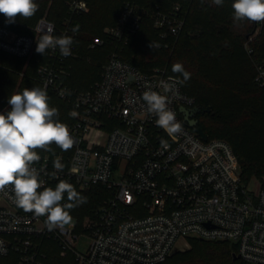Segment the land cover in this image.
<instances>
[{
	"label": "built area",
	"instance_id": "obj_1",
	"mask_svg": "<svg viewBox=\"0 0 264 264\" xmlns=\"http://www.w3.org/2000/svg\"><path fill=\"white\" fill-rule=\"evenodd\" d=\"M86 11L87 0H71L61 28L41 18L32 36L0 26V54L29 59L43 34L72 37L71 55L47 50L28 78L77 114L64 117L74 145L37 149L41 159L33 166L41 191L64 180L78 190L99 186L107 197L81 223L72 217L69 225L50 230L45 217L18 208L11 191L0 193V264H56L55 257L59 264H160L189 239L227 243L244 263L264 264V188L242 183L226 141H203L187 127L180 109H194V99L175 77L158 69L142 73L117 53L137 30L142 8L126 4L115 25L87 44V51L113 46L98 80L85 91L67 84L71 61L79 57L69 22ZM152 20L162 37H177L183 28L178 6ZM262 23L253 22L254 34ZM167 83H175L174 92L165 93ZM148 90L168 96L182 132L169 136L156 125L142 98ZM82 238L88 244L79 250Z\"/></svg>",
	"mask_w": 264,
	"mask_h": 264
},
{
	"label": "trees",
	"instance_id": "obj_2",
	"mask_svg": "<svg viewBox=\"0 0 264 264\" xmlns=\"http://www.w3.org/2000/svg\"><path fill=\"white\" fill-rule=\"evenodd\" d=\"M69 1L36 0L39 8L34 16H18L14 23H7L0 14V26L32 36L36 22L46 18L61 28L69 18ZM233 2L223 0L217 6L213 0H87V11L73 15L69 22L72 29H78L79 57L71 61L67 84L85 91L98 80L113 46L87 51V44L102 38L104 29L115 25L126 4L142 8L145 12L137 30L124 47L117 49L121 60L142 73L163 70L178 81L183 77L172 72V65L181 63L190 73V79L180 83L182 91L194 99L195 108L208 109L194 116L197 125L209 140L229 144L243 184L255 179L264 188V77H259L260 70L264 71V22L254 34L253 22L234 21ZM175 6L183 19L182 31L177 37L167 33L162 37L153 27L152 16L167 13ZM43 59L36 47L29 59L0 54V112L10 110L8 99L15 90L36 87L28 77ZM19 73L24 76L19 77ZM48 97L50 106L58 109L55 119L62 123L65 116L70 119L72 115L65 104L53 95ZM75 189L86 202L72 208L70 215L81 223L97 210L107 192L99 186ZM187 243L188 250L173 253L160 264H246L232 259L235 249L230 244L193 239ZM58 261L55 257L54 262L59 264Z\"/></svg>",
	"mask_w": 264,
	"mask_h": 264
},
{
	"label": "clouds",
	"instance_id": "obj_3",
	"mask_svg": "<svg viewBox=\"0 0 264 264\" xmlns=\"http://www.w3.org/2000/svg\"><path fill=\"white\" fill-rule=\"evenodd\" d=\"M217 6L223 0H213ZM36 0H0V14L7 23L16 18H30L38 11ZM234 21L264 22V0H234L231 4ZM74 28L73 31H77ZM72 37L54 36L51 32L43 34L36 42V52L44 55L49 49H59L62 56L71 55ZM151 47V45H150ZM172 72L181 74L185 83L190 79L181 63L172 65ZM165 93L175 91V83L164 86ZM143 101L150 113L156 116V125L169 136L182 132V125L176 113L169 107L168 96L148 90L143 93ZM8 104L10 110L0 112V193L11 191L15 205L37 217H45L50 230L63 228L72 221L70 210L86 202L75 187L61 180L55 188L44 187L38 170L33 166L41 157L37 149L48 151L55 144L62 151L70 150L74 139L67 124L60 122L58 109L51 107L45 89L40 87L24 88L13 93ZM74 117L77 114L72 112ZM55 168L62 171L59 162ZM65 195L67 203L64 202Z\"/></svg>",
	"mask_w": 264,
	"mask_h": 264
},
{
	"label": "water",
	"instance_id": "obj_4",
	"mask_svg": "<svg viewBox=\"0 0 264 264\" xmlns=\"http://www.w3.org/2000/svg\"><path fill=\"white\" fill-rule=\"evenodd\" d=\"M207 111L208 109H197V108H194L191 111H185L183 109H180V112L183 114V121L185 122L187 127L192 129L197 134V136H199L203 141L207 139V136L203 133V131L197 125V121L194 119V116L198 113H203ZM232 259L237 260L239 259V257L233 254Z\"/></svg>",
	"mask_w": 264,
	"mask_h": 264
},
{
	"label": "rangeland",
	"instance_id": "obj_5",
	"mask_svg": "<svg viewBox=\"0 0 264 264\" xmlns=\"http://www.w3.org/2000/svg\"><path fill=\"white\" fill-rule=\"evenodd\" d=\"M27 64L28 63H26V61H25V66ZM19 77H20V73H19ZM257 186H258V184L254 180H252L251 182L248 183V187L250 189H252V190H255L257 188ZM187 241H181V242L179 241L177 243V245L175 246L173 253H175V252H185L186 250H188L189 249V246H188ZM87 244H88V240L87 239H85V238L80 239V243H79L80 246L78 247V249L79 250H83L86 247Z\"/></svg>",
	"mask_w": 264,
	"mask_h": 264
},
{
	"label": "crops",
	"instance_id": "obj_6",
	"mask_svg": "<svg viewBox=\"0 0 264 264\" xmlns=\"http://www.w3.org/2000/svg\"><path fill=\"white\" fill-rule=\"evenodd\" d=\"M252 180H254V181L257 182V184H258L257 188H258V187L260 186L259 182H258L257 180H255V179H252ZM252 180H250L249 182H251ZM249 182H248V183H249ZM263 183H264V177H263ZM257 188H256V189H257ZM256 189H255V190H256Z\"/></svg>",
	"mask_w": 264,
	"mask_h": 264
},
{
	"label": "flooded vegetation",
	"instance_id": "obj_7",
	"mask_svg": "<svg viewBox=\"0 0 264 264\" xmlns=\"http://www.w3.org/2000/svg\"><path fill=\"white\" fill-rule=\"evenodd\" d=\"M195 119V118H194Z\"/></svg>",
	"mask_w": 264,
	"mask_h": 264
}]
</instances>
